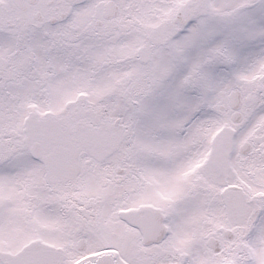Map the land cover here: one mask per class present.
Listing matches in <instances>:
<instances>
[{"label":"snow or ice","instance_id":"obj_1","mask_svg":"<svg viewBox=\"0 0 264 264\" xmlns=\"http://www.w3.org/2000/svg\"><path fill=\"white\" fill-rule=\"evenodd\" d=\"M0 264H264V0H0Z\"/></svg>","mask_w":264,"mask_h":264}]
</instances>
